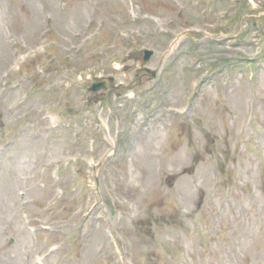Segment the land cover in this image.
I'll list each match as a JSON object with an SVG mask.
<instances>
[{
  "label": "rangeland",
  "instance_id": "obj_1",
  "mask_svg": "<svg viewBox=\"0 0 264 264\" xmlns=\"http://www.w3.org/2000/svg\"><path fill=\"white\" fill-rule=\"evenodd\" d=\"M0 264H264V0H0Z\"/></svg>",
  "mask_w": 264,
  "mask_h": 264
},
{
  "label": "water",
  "instance_id": "obj_2",
  "mask_svg": "<svg viewBox=\"0 0 264 264\" xmlns=\"http://www.w3.org/2000/svg\"><path fill=\"white\" fill-rule=\"evenodd\" d=\"M150 55H151V51L144 52V56L141 62L142 65L148 61ZM100 88H106V82L102 81V82L93 83L91 85L90 90L96 91V90H99Z\"/></svg>",
  "mask_w": 264,
  "mask_h": 264
}]
</instances>
